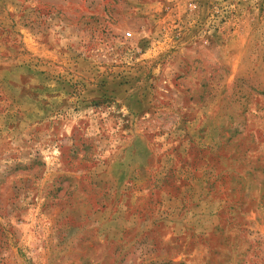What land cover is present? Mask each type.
Masks as SVG:
<instances>
[{
    "label": "rangeland",
    "instance_id": "374dc122",
    "mask_svg": "<svg viewBox=\"0 0 264 264\" xmlns=\"http://www.w3.org/2000/svg\"><path fill=\"white\" fill-rule=\"evenodd\" d=\"M0 264H264V0H0Z\"/></svg>",
    "mask_w": 264,
    "mask_h": 264
}]
</instances>
